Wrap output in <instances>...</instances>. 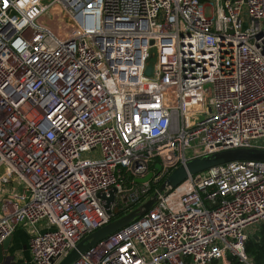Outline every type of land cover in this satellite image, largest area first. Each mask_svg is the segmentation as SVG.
<instances>
[{
    "label": "built area",
    "instance_id": "2783aa9c",
    "mask_svg": "<svg viewBox=\"0 0 264 264\" xmlns=\"http://www.w3.org/2000/svg\"><path fill=\"white\" fill-rule=\"evenodd\" d=\"M206 1L0 0V245L27 226L60 264L180 165L264 150V0ZM261 226L264 161H232L73 264L248 263Z\"/></svg>",
    "mask_w": 264,
    "mask_h": 264
},
{
    "label": "water",
    "instance_id": "95a60500",
    "mask_svg": "<svg viewBox=\"0 0 264 264\" xmlns=\"http://www.w3.org/2000/svg\"><path fill=\"white\" fill-rule=\"evenodd\" d=\"M239 160L264 161V150L251 148L230 149L196 158L188 161L184 165H180L164 180V182L160 186L161 195H153L147 201L137 206L129 213L119 217L118 219L112 221L108 225L100 228L99 230L84 238L77 245L76 249L72 250L60 264H73L81 256V254L85 253L88 249L106 239L111 234L125 228L136 219L150 211L152 207L160 201L161 197L169 194L173 190V188L180 185L189 176L199 174L222 164ZM155 169L157 170L155 175H159L161 172V165L157 164L155 166ZM153 177L154 173L151 172L146 178L137 180V182L139 184H142L150 181L151 179H153ZM139 193L140 195H142L141 189H139ZM114 199V196H112L110 202ZM11 239L12 236L7 238L2 243V245H0V264H4L6 261Z\"/></svg>",
    "mask_w": 264,
    "mask_h": 264
},
{
    "label": "crops",
    "instance_id": "0c3cea01",
    "mask_svg": "<svg viewBox=\"0 0 264 264\" xmlns=\"http://www.w3.org/2000/svg\"><path fill=\"white\" fill-rule=\"evenodd\" d=\"M30 238V228L27 226L20 227L12 236L7 258L4 264H33L29 251ZM25 251L29 253L31 258L30 260L25 258Z\"/></svg>",
    "mask_w": 264,
    "mask_h": 264
},
{
    "label": "trees",
    "instance_id": "16d2710c",
    "mask_svg": "<svg viewBox=\"0 0 264 264\" xmlns=\"http://www.w3.org/2000/svg\"><path fill=\"white\" fill-rule=\"evenodd\" d=\"M163 182L164 180L155 186L153 185L152 192L159 189ZM258 230L256 236L251 237L246 245L248 263L242 262L239 258L229 254L227 259L229 264H264V226H261ZM212 264H218V261H214Z\"/></svg>",
    "mask_w": 264,
    "mask_h": 264
},
{
    "label": "rangeland",
    "instance_id": "374dc122",
    "mask_svg": "<svg viewBox=\"0 0 264 264\" xmlns=\"http://www.w3.org/2000/svg\"><path fill=\"white\" fill-rule=\"evenodd\" d=\"M203 2L204 3H208V1H206V0H203ZM206 12H207V15L208 16H212V12H211V9H207L206 10ZM153 61V60H152ZM153 73V66L152 65H150L149 67H148V69H147V75H151ZM208 109H209V107H208V103L207 102H204V103H198L197 104V106H196V108H195V111H196V116L195 117H193V119H190V122L191 123H193L194 122V120H196V118H200L205 112H208ZM260 227H257V228H255V230L253 231V234H252V236L251 237H254V236H256V234L258 233V229H259ZM250 237V238H251ZM24 256H25V258L26 259H28V260H30L31 258H30V255H29V253L27 252V251H25L24 252ZM234 256V255H233ZM236 257V256H235ZM238 258V257H237ZM227 259H228V257H227ZM227 259L225 260V261H220V262H218V264H229L228 262H227ZM240 260V259H239Z\"/></svg>",
    "mask_w": 264,
    "mask_h": 264
}]
</instances>
